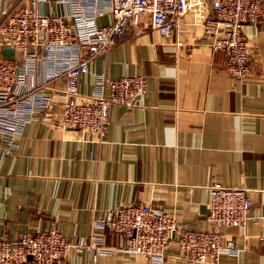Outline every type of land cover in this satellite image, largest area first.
<instances>
[{
	"label": "crops",
	"instance_id": "obj_1",
	"mask_svg": "<svg viewBox=\"0 0 264 264\" xmlns=\"http://www.w3.org/2000/svg\"><path fill=\"white\" fill-rule=\"evenodd\" d=\"M28 1L0 0V23L5 9L19 11ZM63 10L58 3L44 6L46 13ZM111 19L106 14L99 24ZM244 33L251 71L240 79L200 26L172 37L143 24L129 29L80 78L81 102L91 100L98 73L148 78L134 107L112 105L102 135L62 124L66 77L51 79L44 92L56 101L52 117L39 116L13 136L0 134V237L57 227L71 240L88 238L95 218L141 202L173 215L178 232L209 230V186L219 180L247 189L253 207L244 227H221L227 246L216 264H264V25L249 22ZM8 46L0 33V60L15 63L21 54L14 49L6 57ZM48 69L41 66L38 78ZM105 240L120 246L126 237L108 231ZM21 264L36 263L30 257ZM63 264L151 263L84 249ZM166 264L213 263H188L176 235Z\"/></svg>",
	"mask_w": 264,
	"mask_h": 264
},
{
	"label": "built area",
	"instance_id": "obj_2",
	"mask_svg": "<svg viewBox=\"0 0 264 264\" xmlns=\"http://www.w3.org/2000/svg\"><path fill=\"white\" fill-rule=\"evenodd\" d=\"M55 3L67 10L44 11L45 5ZM4 12L0 33L21 54L15 63L0 60V134L11 136L23 132L25 125L39 116L52 117L56 101L44 88L61 75L66 77V87L60 93L64 100L62 124L107 133L112 105L134 107L149 89L148 78L143 74L111 78L98 73L88 102L78 99L80 78L90 71L92 61L107 54L129 29L143 24L172 37L182 27L200 26L213 49L226 54L227 71L244 79L251 71L245 24L264 25V0H30L19 11ZM106 14L111 15V21L100 25L99 18ZM41 66L49 68L44 78H38ZM209 195V230L178 232L173 215L141 202L95 218L88 238L71 240L57 227L25 231L18 239L2 236L0 264H21L30 257L36 264H63L84 249H92L96 255L131 253L151 264H166L173 235H178L180 251L188 263L216 264L227 246L221 227H244L253 200L247 189L227 187L219 180L211 182ZM108 231L122 234L126 242L107 245Z\"/></svg>",
	"mask_w": 264,
	"mask_h": 264
},
{
	"label": "water",
	"instance_id": "obj_3",
	"mask_svg": "<svg viewBox=\"0 0 264 264\" xmlns=\"http://www.w3.org/2000/svg\"><path fill=\"white\" fill-rule=\"evenodd\" d=\"M13 53H14V47H12V46H8L4 50V55L6 57H12L13 56ZM173 238H174V235H173Z\"/></svg>",
	"mask_w": 264,
	"mask_h": 264
}]
</instances>
